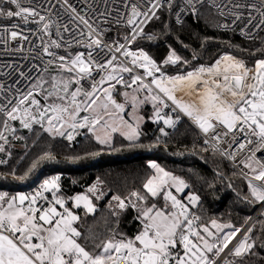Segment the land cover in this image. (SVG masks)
Segmentation results:
<instances>
[{
	"label": "snow or ice",
	"instance_id": "6c2138e0",
	"mask_svg": "<svg viewBox=\"0 0 264 264\" xmlns=\"http://www.w3.org/2000/svg\"><path fill=\"white\" fill-rule=\"evenodd\" d=\"M206 15L217 29L250 43L259 41L245 51L264 53V0H82L79 7L70 0H0V55L25 62L5 63L9 71H0L5 77L0 80V153L10 158L14 142L25 139L21 132L37 135V129L69 142L91 133L114 152L122 150L112 144L119 132L129 141L123 147L151 151L166 146V129H174L182 114L205 137L203 151L211 148L234 163L237 153L242 154L239 163L248 188L243 199L264 203V155L257 157L264 153V58L248 67L224 54L211 66L169 76L167 66L183 67L189 61L173 51L158 64L147 52L132 48L138 40L156 38L145 28L161 17L183 27L186 18L199 23ZM108 33L118 38L106 41ZM117 85L126 89L122 95L133 113L151 101L152 119L163 125L151 143L140 141L144 117L137 115L130 123L121 115L125 104L114 98ZM178 91L195 99L184 101ZM100 155L96 150L66 159L77 163ZM55 159L45 152L23 174L10 169L0 179L24 181L42 162ZM0 165H7V159H0ZM149 167L154 174L144 183L143 195H113L116 204H109L116 225L119 210L137 211L141 228L132 238L113 227L106 238L84 242L85 233L76 226L81 218L72 208L96 212L93 198L104 195L99 180L88 194L72 198V208L56 195L59 177L46 180L31 196L0 194V264H217L226 249L230 258L225 264H250L256 249H264V236L253 235L254 227L229 248L242 229L215 219L199 223L191 207L199 204L200 196L189 192L185 203L173 194V189L183 194L189 188L185 180L157 163ZM45 192H52L53 199ZM161 193L164 204L157 206L155 198ZM224 228L231 230L220 234Z\"/></svg>",
	"mask_w": 264,
	"mask_h": 264
},
{
	"label": "trees",
	"instance_id": "16d2710c",
	"mask_svg": "<svg viewBox=\"0 0 264 264\" xmlns=\"http://www.w3.org/2000/svg\"><path fill=\"white\" fill-rule=\"evenodd\" d=\"M165 24H169V28L166 29ZM145 32L154 34L156 38L138 40L132 45L133 50L142 49L156 61H162L174 51L183 60L189 61L183 67L176 65L166 69V74L170 76L182 75L199 66H211L224 54L244 60L248 67H253L256 60L264 58L262 52L253 54L244 50L256 48L259 41L250 43L234 34L217 29L212 25L211 17L207 15L199 23L188 18L183 27L172 26L170 20L161 17L160 21L149 24ZM114 38H118V34L108 33L106 36L108 41ZM50 72L55 74L51 68ZM153 113L154 109L150 106L145 105L142 108L145 123L140 130L143 133L140 141L143 143H151L160 135L158 129L163 125L152 119ZM166 130L169 132L166 146L162 145L151 151L123 147L128 145L129 141L116 135L112 144L114 147H122L119 152L98 144L89 134L78 135L75 141L69 142L63 138L53 139L40 129H37V135L23 130L21 135L25 139L14 142L9 149L11 157L0 153V159H7V165H0V173L11 169L17 175H21L45 152L53 153L56 159L42 162L24 181L0 179V194L33 195L41 190L46 180L59 177L60 189L56 195L66 198V206L72 208V198L88 194L87 189L99 180L104 195L99 199L93 198L96 212L85 214L83 207L72 208L81 218L76 226L85 233L84 242L91 244L93 238L97 242L106 238L113 227H117L120 232L132 238L141 228L140 222L136 219L137 211L132 207L119 210L121 214L116 225L117 217L112 215L113 208L109 207L110 203L115 206L116 202L111 200V197L113 195L127 197L133 191L143 195L144 183L154 174V170L149 167L150 163L154 162L165 171L185 180L189 185V192L200 196L197 207L191 208V212L201 218L200 223L210 224V221L215 219L219 224L242 229L259 204L249 203L243 199L248 194V188L242 176L231 170L212 149L203 151V140L184 120H180L174 129ZM96 150H101V155L94 159H85L77 163H71L66 159L68 156L83 155ZM182 200L187 202L184 196ZM148 202L152 203L153 200L149 199ZM155 203L162 206V197L155 198ZM253 227L255 228L253 235L264 236V214ZM256 251L258 255L251 258L250 264H264V249L257 248Z\"/></svg>",
	"mask_w": 264,
	"mask_h": 264
},
{
	"label": "built area",
	"instance_id": "2783aa9c",
	"mask_svg": "<svg viewBox=\"0 0 264 264\" xmlns=\"http://www.w3.org/2000/svg\"><path fill=\"white\" fill-rule=\"evenodd\" d=\"M70 3H73V4H75V5H77L78 7L79 6H81V3H82V0H70ZM188 18H186V20H187ZM8 23H10V22H8ZM5 24H7V23H5ZM30 27H35V25H29ZM179 26V25H178ZM221 31H223V32H226V33H230V32H227V31H225V30H223V29H220ZM230 34H232V33H230ZM234 35H236L238 38H240V39H242V40H245V41H248V40H246L244 37H242V36H240V35H238V34H234ZM107 36V35H106ZM105 40L106 41H108L107 39H106V37H105ZM249 42V41H248ZM149 55V54H148ZM170 55V54H169ZM169 55H167L166 57H165V59H163L162 61H156L158 64H161L163 61H165L166 60V58L169 56ZM150 56V55H149ZM151 57V56H150ZM152 58V57H151ZM153 59V58H152ZM5 63H7V64H12V63H25V62H23V61H21L20 59H19V56H17V57H13V58H8V57H4L3 55H0V71H2V72H5V73H7L8 71H9V69L8 68H5V67H3V65L5 64ZM172 65H169V66H167L166 68H165V70L166 69H168L169 67H171ZM141 72L143 71V70H140ZM32 76H35L36 75V73L35 72H33L32 74H31ZM170 76V75H169ZM3 79H5V77H0V80H3ZM150 79V78H149ZM145 82H148V80H146ZM88 84H89V81H85L84 82V85H85V88H87V86H88ZM154 87V86H153ZM170 103V102H169ZM165 111H168V110H165ZM181 120H184L188 125H190L198 134H199V136L201 137V139L203 140L205 137L203 136V134L200 132V130L196 127V125L195 124H193L187 117H184L182 114H181ZM84 130H82V132H83ZM77 137V136H76ZM76 137H75V139H76ZM75 139L74 140H72L71 142H73V141H75ZM225 146H227V145H225ZM211 149V148H210ZM228 165H229V167L231 168V170H233V171H235V172H237V173H239L240 175H242V177L244 176V173H243V171L241 170L242 169V167H243V165H242V163H239V161L241 160V156H242V154L241 153H237V156H236V160H237V162H233L232 160H230V159H228L227 157H225V156H221L219 153H217ZM261 155H264V153H257V157L259 158ZM43 195L44 196H46L49 200H51V199H53V193L52 192H45V193H43ZM40 203H42V204H44V206L45 207H47L48 205H47V203L46 202H44V201H40ZM58 208H59V206H57ZM260 213V215L257 217V220L264 214V203H261L260 205H258V207L256 208V213ZM251 220V219H250ZM255 224V223H254ZM233 243V242H232ZM231 243V244H232ZM231 244L229 245V248H231ZM230 257L228 256V251H227V249L225 250V252L223 253V254H221V256L219 257V259H218V261H217V264H225V262L229 259Z\"/></svg>",
	"mask_w": 264,
	"mask_h": 264
},
{
	"label": "rangeland",
	"instance_id": "374dc122",
	"mask_svg": "<svg viewBox=\"0 0 264 264\" xmlns=\"http://www.w3.org/2000/svg\"><path fill=\"white\" fill-rule=\"evenodd\" d=\"M125 76H127V74H125ZM117 89L119 90V94H117V96H115L114 98L116 99V101H117L118 103H123V104H125V112L122 113L121 115L124 117L125 120H127V115H128V120H127V121H129L130 123L135 121V117H136L137 115L142 116V115H141V109H142V107H144L145 105L152 107V103H151V101H148V102L143 103L142 105H140V106L138 107L136 113H133V111H132V107H131V103H130V102H129V103H125V97L122 95V93H123L126 89L121 88L119 85H117ZM117 89L114 91L115 93H116ZM127 91L131 92V89H127ZM113 95H114V94H113ZM140 96H141V98H143V93H141ZM152 108H153V107H152ZM128 110H129V112H128ZM153 114H154V113H153ZM153 116H154V115H153ZM142 117H143V116H142ZM180 120H181V119H180ZM144 122H145V119H143V120L141 121V123H140V125H139V128L143 125ZM161 123H162V122H161ZM89 135H91V133H89ZM116 135H118V136H120V137H123V136L120 135L119 132L114 133V134H113V137H112V141H113V139H114V137H115ZM77 136H78V135H77ZM91 136H92V135H91ZM123 138H124V137H123ZM238 174H239V173H238ZM239 175H240V174H239ZM240 176H242V175H240ZM242 178H243V177H242ZM243 179H244V178H243ZM187 193H189V189H188V188L184 190V193H183V194H177V193L175 192V189H173V194L177 195L178 198L181 199V200H182V197H183V196L185 197V195H186ZM163 195H164V194L161 193L160 196H158V197H163ZM156 198H157V197H156ZM182 201H183V200H182ZM162 202H163V204H164L163 199H162ZM169 203H170V202H169ZM185 203H188V201L185 202ZM260 204H261V203H259L258 205H260ZM193 207L196 208L197 205H196V206H193ZM193 207H191V208H193ZM73 211H74V210H73ZM199 223H200V221H199ZM230 230H231V229H229V228H224L220 234H223V232H227V231H230ZM235 238H236V237H235ZM232 242H233V240H232Z\"/></svg>",
	"mask_w": 264,
	"mask_h": 264
},
{
	"label": "bare ground",
	"instance_id": "6f19581e",
	"mask_svg": "<svg viewBox=\"0 0 264 264\" xmlns=\"http://www.w3.org/2000/svg\"><path fill=\"white\" fill-rule=\"evenodd\" d=\"M260 215V213H256V210L255 212L253 213V215L251 216V220L249 219L248 222L245 224V226L242 228V231L236 236V238L233 240V243L231 244V247L233 244H235L238 240L241 239V237L244 235L245 232H247V230L249 228H253L254 226V223L257 221V217Z\"/></svg>",
	"mask_w": 264,
	"mask_h": 264
},
{
	"label": "crops",
	"instance_id": "0c3cea01",
	"mask_svg": "<svg viewBox=\"0 0 264 264\" xmlns=\"http://www.w3.org/2000/svg\"><path fill=\"white\" fill-rule=\"evenodd\" d=\"M114 94V97L115 96H117V94H119V90H117L116 91V93L114 92L113 93ZM176 95L178 96V98H181L182 100H184V101H190V100H193V99H195V97H190V96H188V95H186L184 92H177L176 93ZM143 108V107H142ZM128 112H129V110H128ZM141 115H142V109H141ZM143 116V115H142ZM144 117V116H143ZM127 120H128V115H127ZM141 123V122H140ZM145 123V122H144ZM144 123H143V125L139 128L140 130H141V128L144 126ZM87 130V129H86ZM21 194H23V195H28V196H31L30 194H28V193H21ZM17 195H19V194H17ZM232 243V242H231ZM230 243V244H231ZM229 244V245H230Z\"/></svg>",
	"mask_w": 264,
	"mask_h": 264
}]
</instances>
